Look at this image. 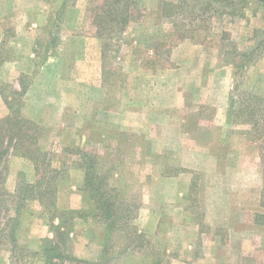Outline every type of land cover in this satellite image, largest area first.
Instances as JSON below:
<instances>
[{"label":"rangeland","instance_id":"1","mask_svg":"<svg viewBox=\"0 0 264 264\" xmlns=\"http://www.w3.org/2000/svg\"><path fill=\"white\" fill-rule=\"evenodd\" d=\"M106 1L0 0V118L13 107L45 125L41 143L53 165L66 168L58 190L90 154L96 182L109 175L131 220L118 223L122 207L112 203L108 232L99 195L91 187L86 195L85 185L79 210L53 214L33 200L16 215L18 186L35 183L37 174L9 155L0 264H46L50 238L29 239L26 226L18 235L30 221L53 231L54 264H264V134L252 130L249 113L235 122L231 113L232 103L238 108L239 100L260 96L255 117H264V47L256 49L264 6L131 0L127 11L120 2L107 17ZM176 161L189 166L180 169ZM40 211L44 217L27 218ZM78 219L89 226L81 228ZM78 231L93 243L88 249L97 251L96 262L74 254L70 234Z\"/></svg>","mask_w":264,"mask_h":264},{"label":"trees","instance_id":"2","mask_svg":"<svg viewBox=\"0 0 264 264\" xmlns=\"http://www.w3.org/2000/svg\"><path fill=\"white\" fill-rule=\"evenodd\" d=\"M264 6V0H258ZM120 2H124L126 5L125 10H128V6L132 3L131 0H108L104 4V8H108V16H111V12L113 8L119 4ZM170 2H166L164 5V10L169 11L168 15L171 16L173 13L172 9H169ZM106 11V10H105ZM104 11V12H105ZM127 18V17H126ZM129 22L128 18L124 19L123 22ZM101 20L99 21V23ZM105 22V21H104ZM103 22V23H104ZM98 23V24H99ZM264 35V30L262 31ZM102 39V38H101ZM103 41V39H102ZM104 45V43H103ZM264 47V37L261 40L258 48L260 49ZM252 54L250 53H243L242 57H250ZM104 74L106 73V67L104 65ZM25 89V88H24ZM253 100L250 99L246 101L242 99V102L239 100L238 103L242 107L236 108L235 105H231V113L234 114L233 122L237 121V115L241 112H247L250 116L247 117L248 121L252 123V130L255 134L258 132L264 134V127L260 124V121L264 122V117L260 119H256L255 113H261L260 109L254 105L257 101H260V96H253ZM252 103V104H251ZM11 109V106H10ZM20 109H15L12 107L11 112L0 118V226L2 224L6 225L8 221H4L3 219L6 215L7 210L3 209L5 207V199L3 198L4 194V187L1 184L4 172H7L6 166V157L9 155H17L20 157H24L29 159L33 162L34 168L37 174V180L35 183L26 182L25 185L21 186V184L17 188V200H16V208L15 213L19 215L21 210H23L27 203L33 200L39 201V203L43 206V208L47 209L49 213H56L58 212L57 207V194H58V183L59 179L63 178L66 172V168L64 167V163L62 162L63 166H55L53 165L52 157L48 154V151L45 149L44 145L41 143V139L45 136V125L38 123L32 119L26 118L20 112ZM264 126V124H263ZM259 127H262L259 129ZM77 151H74V153ZM82 152V151H81ZM80 153V151L78 152ZM49 155V156H48ZM90 154H84V161L80 164L81 167L85 170L86 176V184H85V194L87 195L90 190L93 188L94 192L99 195V200L102 203L103 213H101V218H106V226L108 232L111 231L112 226H114L115 218L111 216V211H107V209L112 210L111 205L112 203L117 202L120 204L119 206L122 207L121 210L115 213L118 216V223H128L131 220V215L128 212L127 205H124V202H121L119 195L120 188L111 185L108 182L109 175L105 174L98 182H96V174L97 169L95 167V162H93V158H91ZM6 169V170H5ZM91 193V192H90ZM84 194V196H85ZM123 201H126L124 197L121 198ZM118 205V204H117ZM132 209V207H131ZM74 211V210H72ZM80 213H84L83 210L76 211ZM63 213V212H62ZM83 214H80L82 216ZM53 216V215H52ZM17 217V216H16ZM13 217V218H16ZM120 221V222H119ZM120 225V224H119ZM121 226V225H120ZM59 228V227H58ZM57 228V229H58ZM12 233L14 231H11ZM11 242H13L14 247L13 249H19V245L17 244V239L12 235ZM46 244L44 246L43 256L45 258L46 264H54L52 262L53 256L50 254L52 249H57V244H54V241L51 239L45 240ZM48 244L54 246H47ZM60 258H62L63 254H58Z\"/></svg>","mask_w":264,"mask_h":264},{"label":"crops","instance_id":"3","mask_svg":"<svg viewBox=\"0 0 264 264\" xmlns=\"http://www.w3.org/2000/svg\"><path fill=\"white\" fill-rule=\"evenodd\" d=\"M3 32H5V31L3 30ZM92 39H94V38H92ZM100 40H101V42L103 44V41H102L101 38H100ZM102 50L103 49L101 47V61H100V67L101 68H100V71L102 72V80L99 81L100 82V84H99L100 86L104 85V82H105V75H104V69H105L104 65H105V63H104V60L102 58ZM50 66H51L50 63L44 65V70H47L48 68H50ZM32 120H34V119H32ZM34 121L40 123L37 120H34ZM185 151L188 152L189 149H185ZM209 151L210 150L203 151V152L205 153V152H209ZM13 158H14L13 161H16L18 163L17 160H20L21 163L26 165L25 170H27L26 172L28 174H30L31 171L34 170V164L29 159L27 160V158L24 159V157H20V156H17V155L13 156ZM173 166H178V167H181L180 169H184V168H186V166H189V165L186 164L185 161H176L173 164ZM20 168L23 170L24 167H20ZM83 170H84V168L81 167L80 165L77 168H70V170H69L70 174H72V176L75 174L78 177V179L72 180V176H71L70 178H66V180H63L61 182L60 188H59L58 194H57V207H58V209L60 211L71 210V209L79 210V209L83 208L86 205L84 202L82 203V195H81V192H80L81 188L86 184V176H85L86 173H85V170L84 171ZM168 177H170V176H168ZM181 177H182V175H180L177 178V180H179V178H181ZM63 179H65V178H63ZM174 181L176 182V180L173 179V177H170V181L169 182L172 183ZM150 213H151L152 216H154V218H155V216L157 217L158 207L156 206L154 211L150 210ZM25 216H26V214L23 216V220L24 221L26 220ZM28 217H34V218L38 217V218H40V217H44V215L40 211L39 213H36V214H29V215L27 214V218ZM23 220H22V222H23ZM91 221H93V220H91ZM94 221H96V220L94 219ZM88 222H89V220L78 219V226L80 225L81 228L85 229V227L89 226ZM24 223H21L20 224V228L18 229V235L20 234L22 237L24 236V235H22V232L26 230V227L28 229V232H27L28 236L26 235V237H29V239L30 238H34V240H40L42 237H47V238H50V239L54 237V233H53L52 230H50L47 222H43L44 225L38 227L37 229H34V225H32V221H30L29 224H28V222H26L25 224ZM58 223L60 225L62 224L61 223V219L57 220L55 222V224H58ZM59 224H58V227L61 228L62 226H60ZM93 224L94 223H92L91 225H93ZM84 229L82 231H84ZM82 231L81 232L78 231L76 234L74 232H71V234H70L72 237H74L73 240L75 241L74 243H76V247L75 248H77V250L75 251L74 254L76 256H79V257H84L85 260L88 261V262H96L97 261V257H96L97 256V254H96L97 251H96V253L93 252V251H89L88 248L92 247L93 243L91 244V243H89L88 240L83 239L85 237H83L84 233ZM80 235H82V236H80ZM82 241L84 242V244H81ZM28 244H29V246H32L30 244V242H28ZM33 246L34 247L35 246L39 247V245H33ZM78 248H87V249L79 251Z\"/></svg>","mask_w":264,"mask_h":264}]
</instances>
